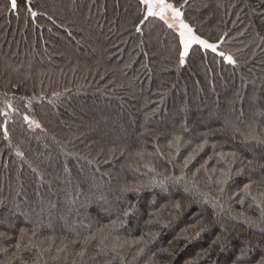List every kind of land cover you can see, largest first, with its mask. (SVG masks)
Segmentation results:
<instances>
[{
    "label": "trees",
    "instance_id": "obj_1",
    "mask_svg": "<svg viewBox=\"0 0 264 264\" xmlns=\"http://www.w3.org/2000/svg\"><path fill=\"white\" fill-rule=\"evenodd\" d=\"M16 2L0 264H264V143L246 139L264 140V0H166L181 16L163 20L140 0ZM180 20L216 51L181 64Z\"/></svg>",
    "mask_w": 264,
    "mask_h": 264
},
{
    "label": "snow or ice",
    "instance_id": "obj_2",
    "mask_svg": "<svg viewBox=\"0 0 264 264\" xmlns=\"http://www.w3.org/2000/svg\"><path fill=\"white\" fill-rule=\"evenodd\" d=\"M140 2L143 5H145L147 9V16L159 17L160 19L163 20L164 14L169 10L173 12L175 19H179L181 16V13L177 9H175V7L172 4L167 3L166 0H140ZM10 3H11V8L15 10L17 8L16 0H10ZM33 15H35V13H33ZM165 23H167V21H165ZM168 26L170 28L172 27L171 24H169ZM179 28H180V31H179L180 43L183 46V51L180 53V63L181 64L184 63V57L188 54L190 46L194 43L199 44L206 49H211L213 52L216 51L215 45L209 44L206 41L200 39L198 36L194 35L193 30L189 27L188 24L184 23L183 20L179 21ZM220 55L223 56L224 54L220 53ZM225 59L229 63H233V60L230 56L225 57ZM246 139H253V140H256L257 143H264V140H260L258 137H255L251 134H249V136L246 137ZM180 140H181V137L177 136L174 142L169 145V147H175L177 154L179 153L180 146H181ZM206 143L207 141L198 145V147L194 150V152L185 159L184 161L185 167H187L188 164L191 162V160L195 158V155H197L200 151H203ZM209 159H211V157ZM220 159H224L223 154L220 155ZM33 235H35V233H33ZM87 243H88V238H86L84 241L85 245H87ZM120 246L121 245L113 244L112 250L116 251L117 248ZM17 247H19V245H17ZM81 256H83V252H81Z\"/></svg>",
    "mask_w": 264,
    "mask_h": 264
},
{
    "label": "water",
    "instance_id": "obj_3",
    "mask_svg": "<svg viewBox=\"0 0 264 264\" xmlns=\"http://www.w3.org/2000/svg\"><path fill=\"white\" fill-rule=\"evenodd\" d=\"M228 57H229V56H228ZM230 57L232 58L233 63H229L227 60H225V62H226L228 65H235V61H234L233 57H232V56H230Z\"/></svg>",
    "mask_w": 264,
    "mask_h": 264
},
{
    "label": "rangeland",
    "instance_id": "obj_4",
    "mask_svg": "<svg viewBox=\"0 0 264 264\" xmlns=\"http://www.w3.org/2000/svg\"><path fill=\"white\" fill-rule=\"evenodd\" d=\"M164 16H165V17H168V14H167V13H165V14H164ZM233 59H234V58H233Z\"/></svg>",
    "mask_w": 264,
    "mask_h": 264
}]
</instances>
